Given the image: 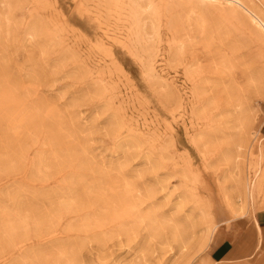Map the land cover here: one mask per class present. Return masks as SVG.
Masks as SVG:
<instances>
[{"label": "rangeland", "instance_id": "obj_1", "mask_svg": "<svg viewBox=\"0 0 264 264\" xmlns=\"http://www.w3.org/2000/svg\"><path fill=\"white\" fill-rule=\"evenodd\" d=\"M264 209V0H0V264L214 263Z\"/></svg>", "mask_w": 264, "mask_h": 264}, {"label": "crops", "instance_id": "obj_2", "mask_svg": "<svg viewBox=\"0 0 264 264\" xmlns=\"http://www.w3.org/2000/svg\"><path fill=\"white\" fill-rule=\"evenodd\" d=\"M206 247L214 263L252 259L264 249V209L219 222Z\"/></svg>", "mask_w": 264, "mask_h": 264}]
</instances>
